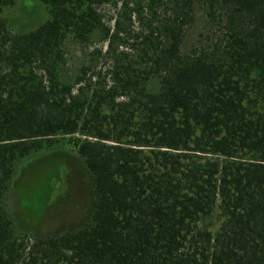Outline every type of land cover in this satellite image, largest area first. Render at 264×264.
I'll list each match as a JSON object with an SVG mask.
<instances>
[{"label": "trees", "instance_id": "trees-1", "mask_svg": "<svg viewBox=\"0 0 264 264\" xmlns=\"http://www.w3.org/2000/svg\"><path fill=\"white\" fill-rule=\"evenodd\" d=\"M41 1L19 32L0 0V264H264V0ZM57 148L91 215L24 230L17 167Z\"/></svg>", "mask_w": 264, "mask_h": 264}, {"label": "rangeland", "instance_id": "rangeland-1", "mask_svg": "<svg viewBox=\"0 0 264 264\" xmlns=\"http://www.w3.org/2000/svg\"><path fill=\"white\" fill-rule=\"evenodd\" d=\"M3 16L13 30L25 32L49 19L50 13L41 0H15L4 6ZM15 175L6 201L20 228L55 233L90 217L92 179L78 157L60 148L44 149L23 158Z\"/></svg>", "mask_w": 264, "mask_h": 264}]
</instances>
